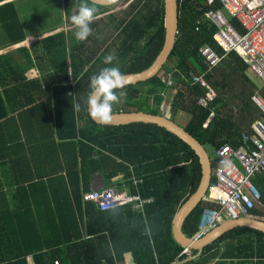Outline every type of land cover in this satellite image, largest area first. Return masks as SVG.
I'll list each match as a JSON object with an SVG mask.
<instances>
[{"label":"trees","instance_id":"trees-1","mask_svg":"<svg viewBox=\"0 0 264 264\" xmlns=\"http://www.w3.org/2000/svg\"><path fill=\"white\" fill-rule=\"evenodd\" d=\"M64 1L67 14L78 10L80 0ZM86 2L97 8L95 15L107 8ZM15 5V0L0 5L4 30L1 48L25 41ZM177 5L178 33L167 59L173 64L166 62L160 69L162 74L146 82L125 86L121 91L126 95L120 98L119 106L113 105V111L157 114L168 106L170 120L176 124V116L187 115L180 126L211 152L214 168L221 163L213 157L214 149L222 144L233 148L240 145L241 135L252 133L250 125L264 113L250 100L256 85L247 77L246 66L234 52H229L211 70L198 52L199 47L207 44L223 54L212 38L216 27L205 16L208 9L219 7V3L177 0ZM231 23L237 27L235 20L231 19ZM90 27L92 34L82 42L76 40L74 29L41 38L30 45V53L18 48L25 52L21 55L29 66L37 63L40 67L39 77L27 79L23 74L27 64H12L10 53L0 54V120H6L15 111L32 113L38 106H46L49 112L53 109V118L51 113L50 117L43 115L42 122L35 120L32 126L41 124L46 136L39 139H47V147L54 149L56 161L59 160L55 169L65 171V176L51 177L55 172L51 169L44 173V179H38L33 164H28L31 172L24 179L15 175L13 182H3L10 189L5 192L0 187V197L4 196V200L0 198V264H53L54 259L60 264H103L102 259L106 264H114V257L121 260L126 253L131 254L135 264H170L175 258H188L179 255L183 248L173 240L171 224L178 207L200 181L197 156L174 134L153 124H96L86 103L90 77L103 67L117 66L128 74L152 64L165 41L164 0H130L121 14L106 13L93 20ZM112 51L117 60L105 65L103 59ZM68 69H72L74 85L67 82ZM190 72L202 76L216 91L217 97L210 107L198 106L197 99L205 89L191 84ZM72 89L75 94L68 95ZM168 89H172V97H164ZM261 94L264 96V91ZM13 96L16 99H10ZM41 98L47 101L38 102ZM73 103L81 105L80 111L72 107ZM211 112L213 115L209 116ZM179 121L182 122L181 117ZM6 142L7 139H1L0 147ZM5 162L0 174L6 179L13 161ZM129 166L142 180L137 185L140 195L153 198L145 206L143 218L126 206L100 212L92 202L83 201L84 192L103 187L119 175V182L135 192ZM213 182L211 179L210 184ZM252 182L264 202V173ZM22 193L29 197L24 204L17 200ZM205 205L199 203L184 220L185 236L193 237L199 232ZM250 214L261 212L252 208ZM190 251V258L198 255V251ZM197 258V262L219 259L218 263L264 264V233L234 228L206 246Z\"/></svg>","mask_w":264,"mask_h":264},{"label":"built area","instance_id":"built-area-1","mask_svg":"<svg viewBox=\"0 0 264 264\" xmlns=\"http://www.w3.org/2000/svg\"><path fill=\"white\" fill-rule=\"evenodd\" d=\"M219 3V7L208 9L205 16L216 27L212 38L223 51L219 54L210 45L199 47L198 52L204 59L207 69L216 67L229 52H234L244 63L247 70L259 81L250 100L264 113V0H207V4ZM226 12L229 17L224 13ZM235 20L236 26L231 23ZM72 75V71H68ZM188 79L191 84H199L205 89L197 99L198 106L210 107L217 94L202 76L190 72ZM70 83L75 81L69 78ZM167 84L171 82L167 79ZM74 89L69 90L73 94ZM167 92L164 97H167ZM213 115V112L209 116ZM250 134H242L240 145L233 148L222 144L213 151V157L221 161L230 160L231 169L220 164L213 171L214 182L210 184L203 197L206 203L200 214L198 236L204 235L225 220L249 217L251 209L264 206L262 195L252 179L264 173V116L250 125ZM132 185L138 182L134 177ZM83 201L92 202L100 212L112 211L117 207L129 206L133 211L142 213L145 205L151 203L150 198H143L132 193L125 184L122 188L108 186L91 189L82 195ZM190 251L184 248L179 255L189 257ZM29 259V256L26 258ZM53 264H60L58 259ZM115 264H126L116 260ZM170 264H181L179 259Z\"/></svg>","mask_w":264,"mask_h":264},{"label":"crops","instance_id":"crops-1","mask_svg":"<svg viewBox=\"0 0 264 264\" xmlns=\"http://www.w3.org/2000/svg\"><path fill=\"white\" fill-rule=\"evenodd\" d=\"M10 1H14V0H2V1L0 0V5H3V4L8 3ZM15 1H16L15 9H17L18 14H19L18 20L20 21V23L23 27L25 41H23L22 43H20L18 45L6 47V48L0 47V54L1 53H10V57L13 60H11L9 62L12 64H14L15 62H22L23 65L27 64L28 67L23 71V74L27 79H32L35 77H39L41 75V69L39 66H37V63H34V64H32V66L31 65L29 66L28 62L26 61L24 56L21 55V54H24L25 52H22V51L20 52L17 49L20 47L25 48L28 51V53H30L32 51L30 48V45L33 44L34 42L40 40L41 38L55 34V33H59V32L68 33L70 31H73L75 29V27L72 25L71 22L69 23V21H68V19H69L68 17H71V15H72V10H70V12L68 14H67V12H65V1L64 0H37V2L34 4H31L30 2L27 3V5H29L27 7L31 10H43V9H47L45 6H47V5L49 6L51 3H54L57 1H59V3H60L58 5V15H57V16H59L58 17L59 20L56 21L54 18L49 24V29L41 31L40 33H34L35 35H32V34L29 35L26 33L25 26H24L23 21L21 19V16L23 15V13L19 10L20 8L18 7V4H22L20 2L23 0H15ZM75 7L76 6L74 5V8ZM22 11H23V9H22ZM2 31H4V30L2 29V26L0 24V45L4 41ZM1 46H3V45H1ZM69 70L72 71V69H68V71ZM70 77H72L75 81V78L73 76V72H72V75H69L67 82L70 85H74L75 83L74 84L70 83V81H69ZM258 84H260L259 81H258ZM1 85H3V84H1ZM1 85H0V88L3 87ZM172 93H173L172 89L167 90V95L169 97H172ZM67 94L68 95H74L75 92H74V94H69V90H68ZM13 97L14 98H10V99H16V96H13ZM49 99L50 100L53 99L52 95L50 96ZM46 101H47V99L41 98V101H38V102L45 103ZM36 108L37 109H35V111H33L32 113H30L29 110H26L25 112L15 111L14 113L9 114L8 118H6V120H4V121L0 120V140L1 139H7L6 143L9 144V145L6 144L4 147H0V171L1 170L4 171V167L2 165L4 163H7V162H5L7 159L8 160L12 159V161H13L11 172L8 173V175L11 174V176L7 175V178L5 179L3 177L4 175L0 174L1 175L0 176V181H1L0 187H3V190L5 192L9 191L10 188H9V186L3 184V182L5 180L7 182H10V183L13 182L15 180V177H14L15 175L18 176L17 178L24 179V175H28V172L30 171L28 164H33L32 168H34L35 173H37V175H38L35 178H38V179H39V177L43 178L44 173L47 172L48 170H51V169H53L55 171L51 174V177H55L57 175L65 176L64 170L55 169L58 166L57 162L59 160L56 161L57 155H56L54 149L47 147V139H46V141H41L39 139L40 137L46 136L41 131L42 130L41 124L38 125L36 128H34L32 126L34 124L35 120H40L42 122L43 115H47V117H50V113H51V116L53 118L54 110L52 109L51 112H49V109L46 106H38ZM168 110H169L168 106L162 108L161 114H166L169 116ZM20 113H23L22 116H20ZM176 117L177 118L181 117L182 123L184 124L186 121V118L188 116L185 114H182V115H179ZM205 126L206 125H204V127ZM208 152L210 155V162H211V160H212L211 152L210 151H208ZM7 165L10 167L9 164H7ZM217 167L218 166H216L214 168L211 167V179H213V180H214L213 171ZM129 168H130V172H131V178L134 177V179H136L138 182L136 185H133L135 188V190H134L135 192H133L132 190H131V192L140 194L138 191L137 185L140 184L142 182V180L140 178L138 179L133 174L132 166H129ZM121 178H122V175L114 177V178L110 179L109 181H107L103 187H102V185L99 186L100 188H98V189L105 188L108 186H115L117 188H122L126 183L119 182V180H121ZM130 180L132 181V179H130ZM23 184L26 185L25 182H23ZM3 197L4 196H1L0 198L3 199ZM7 198L9 199V197H7ZM143 198H150L151 203L153 201L152 197H143ZM17 200L20 201L22 204H24L25 202H28L29 197H27L26 195H24L22 193L21 197H18ZM201 202H203V199L201 200ZM151 203H149V204H151ZM149 204H147V205H149ZM147 205H145V206H147ZM145 206H144V208H145ZM126 207H129V206H126ZM129 208L131 209L132 212L136 213L137 215H140L143 218L144 208H143L142 213H138V212L133 211V209L131 207H129ZM172 222H173V220H172ZM171 229H172V224H171ZM171 233H172V231H171ZM112 254H113V252H112ZM197 257H199V255L195 256L194 258L188 257L186 259H183V260H181V264H230L229 262H225V261L218 263L219 259H213V260L209 259L208 261L197 262L198 261ZM116 260H118V259H115V257H114V264H115ZM175 260H176V258H175ZM120 261H123L126 264H135L132 260V256L130 253H126L124 255V258L121 259ZM102 263L106 264V261L104 259H102Z\"/></svg>","mask_w":264,"mask_h":264},{"label":"water","instance_id":"water-1","mask_svg":"<svg viewBox=\"0 0 264 264\" xmlns=\"http://www.w3.org/2000/svg\"><path fill=\"white\" fill-rule=\"evenodd\" d=\"M93 4L101 6H110L119 0H88ZM164 27L165 41L164 45L152 64L145 70L137 73L124 74L128 85H135L150 80L160 73V69L167 62V59L174 47L176 35L178 33V5L177 0H164ZM90 116V114H89ZM91 118V116H90ZM96 124L99 122L93 120ZM131 123L153 124L174 134L183 141L194 152L200 165V181L195 191L179 206L172 222V238L180 247L198 251V255L208 245L212 244L224 233L237 228L246 227L252 230L264 233V219L257 217H239L237 219L225 220L212 228L202 236L194 235L187 237L182 232V225L186 217L201 202L205 196L211 180V162L207 149L203 147L193 136L184 130V128L172 120L166 114H153L142 110L113 111L109 126L127 125ZM102 125V124H100Z\"/></svg>","mask_w":264,"mask_h":264},{"label":"clouds","instance_id":"clouds-1","mask_svg":"<svg viewBox=\"0 0 264 264\" xmlns=\"http://www.w3.org/2000/svg\"><path fill=\"white\" fill-rule=\"evenodd\" d=\"M96 12L97 8L95 6H90L86 0H80L78 10L70 17V21L76 29L74 35L77 41L82 42L92 34L90 25L95 19ZM115 60H117L116 55L111 53L104 57L103 63L112 65ZM126 84V77L117 66L103 67L97 74L90 77V91L86 103L88 112L93 120L102 125L110 123L113 105L120 103V98L126 95V93L121 91ZM72 107L76 111L81 109L79 103H73ZM221 165L225 169L232 168L230 160L221 161ZM188 250L190 251V249ZM190 254H192L191 251Z\"/></svg>","mask_w":264,"mask_h":264},{"label":"rangeland","instance_id":"rangeland-1","mask_svg":"<svg viewBox=\"0 0 264 264\" xmlns=\"http://www.w3.org/2000/svg\"><path fill=\"white\" fill-rule=\"evenodd\" d=\"M130 0H119L117 1L115 4L107 6V8H105V12H101V14L99 15H95V19L100 18L102 15L106 14V13H110L113 12V14H115L116 16H118L119 14H121V11L125 9L127 3ZM31 3L34 4L37 2V0H23L20 3L22 4H18V7L20 8L19 10L23 13V15L21 16V19L23 21V24L25 26L26 29V33L27 34H32L35 35L34 33H40L41 31H44L46 29H49V24L50 22L55 18V20H59L57 16L58 15V5L60 4L59 1L51 3L48 7L45 6L47 9H43V10H31L29 9L27 6V3ZM23 9V11H22ZM103 13V14H102ZM226 14L227 17H229L227 15L226 12H224ZM113 53V51H112ZM167 64L169 66H171L173 64L172 60L168 61ZM162 74V72L159 73V75ZM245 74L247 75V77L252 81V83H255L256 85V89L259 86L258 84V80L253 77L250 72L247 70L245 71ZM173 92V91H172ZM119 106L118 104H115V106ZM175 121L179 124V125H183V123L181 121H179V118H175ZM212 156V155H211ZM260 207H255V209H258V211L261 212V215H249L251 217H257V218H261L264 219V206L259 205Z\"/></svg>","mask_w":264,"mask_h":264}]
</instances>
